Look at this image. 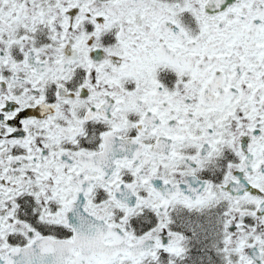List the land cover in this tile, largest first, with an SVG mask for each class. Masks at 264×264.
Returning <instances> with one entry per match:
<instances>
[{"label":"snow or ice","instance_id":"6c2138e0","mask_svg":"<svg viewBox=\"0 0 264 264\" xmlns=\"http://www.w3.org/2000/svg\"><path fill=\"white\" fill-rule=\"evenodd\" d=\"M0 264H264V0H0Z\"/></svg>","mask_w":264,"mask_h":264}]
</instances>
